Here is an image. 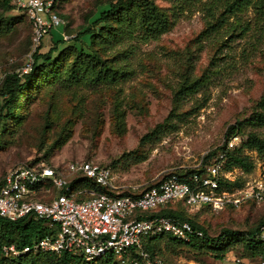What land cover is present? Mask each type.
Masks as SVG:
<instances>
[{
    "label": "rangeland",
    "instance_id": "374dc122",
    "mask_svg": "<svg viewBox=\"0 0 264 264\" xmlns=\"http://www.w3.org/2000/svg\"><path fill=\"white\" fill-rule=\"evenodd\" d=\"M108 1L113 0H57L66 28L49 33L40 53L52 47V40L72 41L85 18ZM161 4L168 8L166 2ZM254 18L249 11L250 31L221 47V41H196L205 22L199 13L186 15L159 39L132 42L135 51L126 59L132 73L117 86L83 81L68 87L40 80L14 109L22 118L12 124L16 128L9 130L14 132L0 147V177L28 162L65 168L72 161H90L110 168L112 185L122 194L146 189L171 172L209 167L213 160L208 156L225 146L228 127L248 118L264 91V22ZM0 26L5 30L0 33V75L21 73L32 55L31 25L20 11L0 9ZM188 77L200 84L194 93L184 95L179 90ZM116 97L122 119L114 116ZM234 138L238 147L243 138ZM245 155L254 169L249 174L239 169L228 173L241 184L236 189L264 181L263 161L255 152ZM176 211L213 238L225 230L249 233L264 223V202L253 198L237 206L226 204L219 211L204 207ZM148 247L162 264L259 262L246 257L240 244L222 261L209 251L179 245L168 237Z\"/></svg>",
    "mask_w": 264,
    "mask_h": 264
},
{
    "label": "trees",
    "instance_id": "16d2710c",
    "mask_svg": "<svg viewBox=\"0 0 264 264\" xmlns=\"http://www.w3.org/2000/svg\"><path fill=\"white\" fill-rule=\"evenodd\" d=\"M162 2H166L168 8L164 7ZM0 9L3 12L14 10L11 0H0ZM249 11L255 13V21L263 20L264 22V0H113L98 6L94 13L85 18L84 25L72 41L66 42L62 37L52 40V47L45 53H40V47H38L32 52L31 65L26 73L5 75L0 85V147L14 132L15 129L9 130L14 126L12 124H19L21 121V113L14 114V109L20 105V98H25L30 90H35L40 80L49 85L60 84L68 87L83 81L91 86L102 83L117 86L123 80H127L126 78L132 73L126 67V59L135 51L132 42L146 44L157 40L186 15L199 13L206 28L198 35L196 41H221V47H228L233 40L242 39L250 31L252 24L247 19ZM57 14L63 19L58 10ZM25 17L27 18L26 15ZM4 31L0 26V33ZM65 61L69 63L66 69L61 71ZM199 84L198 79L185 78L179 91L184 95L194 93ZM113 109L114 116L122 119L123 114L120 112L117 97ZM238 136L243 138L242 143L238 147L227 149L228 142ZM224 139L226 140L225 146L208 157L211 156V159L215 161L219 155H224L223 170L225 172L239 169L246 174L251 173L254 163L245 155V152H255L264 163V91L251 115L229 126ZM25 164L35 165V161ZM206 173L205 165L193 171L171 172L163 179L176 176L180 181L189 182L193 175L205 176ZM163 179L143 190L156 186ZM81 180L71 179L73 191H77ZM220 187L231 192L233 189L241 188V184L239 181L234 182L221 178ZM85 189L94 194L105 193L117 196L114 191L108 188H97L91 182H86ZM88 192L78 194L76 200L81 202L89 199L91 195ZM132 193L130 190L120 195H131ZM37 198L43 200L41 196ZM181 207L186 208L180 201L173 202L146 217L163 216L187 221L194 229L201 231L203 237H193L187 243L177 242L169 236L147 238L144 241V250L151 260L156 257L148 244L168 237L179 245L191 247L194 250L209 251L220 261L224 260L225 256L238 244L242 246L246 257L257 258L258 264L264 261V239L260 234L264 223L249 233L242 234L225 230L218 237L213 238L193 220L180 215L176 209ZM47 235L49 231L43 222L31 216L16 222L0 217V264H41L42 260H47L49 264H120L112 257L85 262L81 257L69 254L47 253L6 257L2 252L3 247L14 245L21 249Z\"/></svg>",
    "mask_w": 264,
    "mask_h": 264
},
{
    "label": "built area",
    "instance_id": "2783aa9c",
    "mask_svg": "<svg viewBox=\"0 0 264 264\" xmlns=\"http://www.w3.org/2000/svg\"><path fill=\"white\" fill-rule=\"evenodd\" d=\"M11 4L31 24L32 52L49 33L65 25L57 14V0H11ZM30 65L31 55L22 73ZM3 78L0 75V85ZM235 140L228 142L227 149L236 146ZM223 158L224 155H219L207 167L205 176L193 175L189 182L172 176L147 190L133 188L131 195H120L113 187L110 168L90 161H72L65 168L43 163L18 165L0 177V217L16 222L31 216L43 222L49 235L21 249L14 245L3 247L2 252L6 257L50 253L81 257L85 262L112 257L120 264H162L151 260L144 250L147 238L169 236L187 243L193 237L202 238L203 233L187 221L146 217L148 214L178 201L190 210L206 206L212 211H219L226 204L237 206L250 198L264 201V181L231 192L220 187L221 178L232 181L229 172L223 170ZM77 178L82 180L75 192L71 179ZM86 182L97 188H108L117 196L88 192ZM84 192L91 197L77 201L76 196ZM260 234L264 239L263 227ZM235 264L244 263L236 260Z\"/></svg>",
    "mask_w": 264,
    "mask_h": 264
}]
</instances>
